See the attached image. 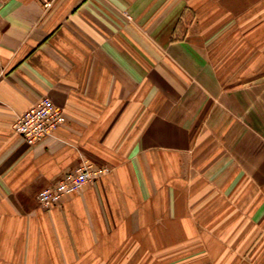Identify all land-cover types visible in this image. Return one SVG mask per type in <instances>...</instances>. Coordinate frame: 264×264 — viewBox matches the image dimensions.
Instances as JSON below:
<instances>
[{
    "label": "crops",
    "instance_id": "obj_1",
    "mask_svg": "<svg viewBox=\"0 0 264 264\" xmlns=\"http://www.w3.org/2000/svg\"><path fill=\"white\" fill-rule=\"evenodd\" d=\"M0 264H264V0H0Z\"/></svg>",
    "mask_w": 264,
    "mask_h": 264
},
{
    "label": "built area",
    "instance_id": "obj_2",
    "mask_svg": "<svg viewBox=\"0 0 264 264\" xmlns=\"http://www.w3.org/2000/svg\"><path fill=\"white\" fill-rule=\"evenodd\" d=\"M44 8H50L54 0H38ZM67 120L63 108L49 96H43L18 114L14 123L15 131L28 144H34L51 135L55 129ZM109 167L97 165L88 158H82L72 171L66 172L53 186L39 191L37 199L40 205L50 208L60 203L63 196L79 192L92 181L102 178Z\"/></svg>",
    "mask_w": 264,
    "mask_h": 264
}]
</instances>
